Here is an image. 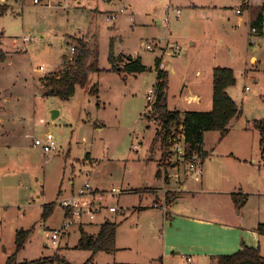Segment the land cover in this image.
<instances>
[{"label":"rangeland","instance_id":"obj_1","mask_svg":"<svg viewBox=\"0 0 264 264\" xmlns=\"http://www.w3.org/2000/svg\"><path fill=\"white\" fill-rule=\"evenodd\" d=\"M244 1L0 0V8L6 7L0 14V264L15 252L16 234L22 229L31 235L16 255L17 264H50L56 256L70 264H189L187 254L169 257L168 262L163 258L164 212L153 208L156 202L165 204L166 177L172 185L187 181L188 163L178 159L172 143L151 151L156 125L149 123L146 110L158 79L157 59L166 73L169 109L182 112L211 111L213 68L233 70L236 83L227 92L241 115L225 138L217 131L205 133L207 156L199 159L202 182L187 183L205 191L196 202L206 206V216L217 221L219 209V214L230 212L247 231L248 241L254 238L251 233L264 223V152L254 127L264 121V31L253 33ZM168 6L181 15L171 12L165 25ZM121 9L125 12L115 21L108 20ZM80 41L97 49L102 72L92 73L90 84L78 86L69 100L46 95L49 78L64 75L74 62L71 49ZM113 42L116 57L140 59L147 70L137 75L113 71ZM194 96L200 100L189 102ZM52 110L59 112L56 119ZM41 118L47 126L37 124ZM48 132L55 137L56 153L33 146V138ZM181 132L173 126L171 139ZM174 162L176 168L166 167ZM85 183L101 192H125L106 198L118 213L106 211L94 225L82 227L96 233L105 220L121 223L118 251L98 253L92 261V252L77 249L78 226L60 248H54L49 237L63 222L60 200ZM234 195L245 201L242 206ZM52 203L54 212L44 220V205ZM260 236L253 245L241 237L240 244L246 242L242 249L258 247L264 257ZM217 261L213 254L196 257L194 264Z\"/></svg>","mask_w":264,"mask_h":264},{"label":"trees","instance_id":"obj_2","mask_svg":"<svg viewBox=\"0 0 264 264\" xmlns=\"http://www.w3.org/2000/svg\"><path fill=\"white\" fill-rule=\"evenodd\" d=\"M255 1L256 5L248 8L250 12L249 25L251 30L256 29L257 33L259 32L262 35L264 31V0ZM5 11V6L0 8V14H3ZM74 48V62H71V66L68 67L64 75L49 78L50 88L46 95L59 97L62 100H69L75 95L78 86L86 88L90 84V75L92 73L102 72L99 67L97 49H91L83 41H80L79 46ZM109 61L112 64V70L121 74L137 75L147 70V67L142 64L140 59H135L132 56H127L126 59L116 57L114 53V42L111 43ZM121 63L123 64L122 68L118 66ZM160 64L161 60L157 59L158 79L154 86L155 100L150 112H147V120L149 123L156 125V133L151 143V151L154 152L158 146L161 150H164L170 144V130L173 126H176L177 128L181 127L185 135V161L204 159L207 156V153L203 150L205 133L208 131H217L220 133L221 138H225L230 132V125L233 120L241 115L236 101L227 92L228 88L234 86L236 83L234 72L231 68H214L211 111L181 112L179 110L169 109L166 73L159 69ZM92 91H96V88L94 87ZM254 127L259 132L260 144L264 152V121L256 122ZM161 165L163 164L161 163ZM169 166H172V163L166 165V167ZM157 175L160 176L161 171H158ZM170 195H166L165 201L167 203L172 201L176 196ZM233 199L236 203L240 202L241 206L245 202L244 200L240 201L235 195ZM54 207V203L44 205L42 214L44 220L51 217L54 212ZM120 226L121 223L106 220L100 226L97 234L87 233L81 227L77 249L92 252L93 256L90 261L94 260L93 258L101 252L108 254L116 253L118 251L117 231ZM257 232L261 236H264V223L258 225ZM30 235L31 230L22 229L17 232L15 252L7 258L6 264H17L16 255L24 249ZM56 262L70 264L60 256H56L53 260L49 261L50 264ZM217 262L218 264H264V257L258 247L250 248L245 246L235 254L220 256Z\"/></svg>","mask_w":264,"mask_h":264},{"label":"crops","instance_id":"obj_3","mask_svg":"<svg viewBox=\"0 0 264 264\" xmlns=\"http://www.w3.org/2000/svg\"><path fill=\"white\" fill-rule=\"evenodd\" d=\"M244 3L246 8L256 5L255 0H245ZM238 14H242V11ZM162 65L163 64L161 62L159 67L160 70H162ZM197 73L199 75L200 71H198ZM199 100V96L189 98V102H195ZM28 136L29 135H27V137ZM89 157L90 156L88 155L87 158ZM196 161L198 162L199 159ZM177 166L178 164L176 162L172 163L173 168H176ZM186 178V182H179V185H172L171 178L168 180L167 177V189H164L163 191L165 198L167 194L166 192L178 191L180 192V194H177L175 198L168 203L165 201V204L163 206L158 204V202L154 203L153 205V208H160L164 212L162 215L164 227V233L162 237L164 239L165 254L163 258L166 259V262H168L169 257L181 254H187L186 257L189 264H194L196 257L198 260H203L208 257L211 258L213 254L215 256V259L217 260L220 256L232 255V253L242 250V246L246 242L251 243L255 238L260 236V234L254 230V232L251 233L252 237L254 238L251 239V241H248L249 237H247V231L243 227H241V225L238 224L237 221L235 222L236 218H234L233 214L230 212H223L219 214V212L221 211L219 209V211H217V215H219L220 218H218L219 220L217 221L206 216V206H202L196 202L198 195L201 193H205V191L203 190V188L201 191H197L193 185L187 183L190 180H193L194 182L197 181H195L191 177L186 176ZM201 182L202 180L197 183ZM212 212H214V209L212 210ZM234 215L235 217H239L240 213L236 214L235 212ZM105 221H103L100 226ZM94 224L95 223L91 225ZM98 232H91L90 234H97ZM241 237H243L246 242L242 241V244H240ZM251 245H253V243H251ZM254 247L257 246L254 245ZM189 258L191 259V262L188 261Z\"/></svg>","mask_w":264,"mask_h":264},{"label":"built area","instance_id":"obj_4","mask_svg":"<svg viewBox=\"0 0 264 264\" xmlns=\"http://www.w3.org/2000/svg\"><path fill=\"white\" fill-rule=\"evenodd\" d=\"M32 1L35 4H39L41 2L40 0ZM124 12L125 10L121 9L119 12L111 14L108 17V20L115 21L118 18V15L123 14ZM171 12H174L177 17H180L181 15V10L172 9L171 6H168L166 10L167 18L165 20V25H169ZM237 12L241 13L240 10ZM252 31L254 34L257 33L256 29H253ZM147 48L149 50L153 49L151 45H148ZM71 52L73 54L75 53L74 47L71 49ZM148 100L150 103L146 111L150 112L152 104L155 100V94L152 90L149 92ZM37 124L45 127L48 125V122L44 118H41ZM170 143H172V150L174 154L178 156V159H184L186 147L184 133L181 132L177 139H170ZM33 146L41 149V151L45 154L56 153L59 150L55 137L50 132L45 133L41 138H33ZM186 166L185 175L187 177H191L197 182H200L203 176V168L199 161H189ZM124 193L125 192L123 190L116 192L115 189L110 192L97 191L94 190L89 183H85L69 197L62 198L60 200V204L64 212V218L59 228L51 230L49 236L51 245L54 248H60L64 239L73 227L78 226L81 228L91 225L97 221L99 215H102L106 211L110 214L118 213L120 209L116 206H109L106 202V198L107 196H120ZM188 261L191 262V259L189 258Z\"/></svg>","mask_w":264,"mask_h":264},{"label":"water","instance_id":"obj_5","mask_svg":"<svg viewBox=\"0 0 264 264\" xmlns=\"http://www.w3.org/2000/svg\"><path fill=\"white\" fill-rule=\"evenodd\" d=\"M59 115V112L57 110H52V118L56 119Z\"/></svg>","mask_w":264,"mask_h":264}]
</instances>
